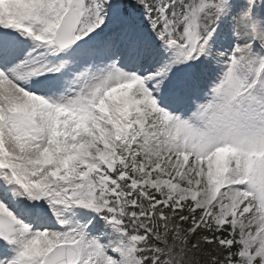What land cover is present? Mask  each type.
<instances>
[{"label": "snow or ice", "instance_id": "1", "mask_svg": "<svg viewBox=\"0 0 264 264\" xmlns=\"http://www.w3.org/2000/svg\"><path fill=\"white\" fill-rule=\"evenodd\" d=\"M0 264H264V0H0Z\"/></svg>", "mask_w": 264, "mask_h": 264}]
</instances>
